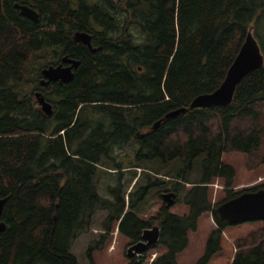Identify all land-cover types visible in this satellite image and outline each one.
Wrapping results in <instances>:
<instances>
[{"label":"trees","instance_id":"16d2710c","mask_svg":"<svg viewBox=\"0 0 264 264\" xmlns=\"http://www.w3.org/2000/svg\"><path fill=\"white\" fill-rule=\"evenodd\" d=\"M16 2L35 9L39 22L22 16ZM250 29L264 41V0H0V198L7 197L0 264H78L72 243L98 211L105 212L98 243L115 227L131 244L144 228L159 226L158 242L128 264H182L176 255L211 212L216 228L196 264L208 263L230 226L217 206L264 187L235 191V169L221 159L238 151L247 170L264 166V61L236 86L230 104L165 115L219 87ZM76 31L88 33L96 51L73 41ZM63 55L80 61L71 81L42 86L40 72L29 81L35 62L42 69ZM36 91L51 103V115L40 110ZM132 143L135 160L124 166L118 151ZM199 155L201 178L188 187L174 180L166 190L188 212L171 213L162 200L153 217L140 216L133 200L140 164L177 159L183 173ZM105 168L129 172L126 188L118 181L107 197L98 192ZM216 180L225 189L213 201L209 184ZM233 245L229 264H264V222ZM158 248L164 250L149 260Z\"/></svg>","mask_w":264,"mask_h":264},{"label":"rangeland","instance_id":"374dc122","mask_svg":"<svg viewBox=\"0 0 264 264\" xmlns=\"http://www.w3.org/2000/svg\"><path fill=\"white\" fill-rule=\"evenodd\" d=\"M254 37L256 38L261 51L264 52V41L257 34H254ZM42 64L43 62H35L32 67L30 66L27 76L29 81H32L35 72H40ZM27 90L29 91V88ZM136 146V143H132L124 150L118 151V158L123 162L124 166L128 162L135 160L132 149ZM202 157V155L197 156L192 163V168L183 173V164L177 159L165 163H162L157 159L141 163L140 167H142L141 169H143V172H141V169L137 170L138 176L139 174H141V176L133 187V200H136L139 203L138 212L140 216L148 219L156 214L162 202L161 194L166 192L174 180H178L186 187L193 182L198 181L202 174ZM221 159L224 163L232 165L235 169V186L233 187L235 191L264 184V166H259L253 170H247L245 167L244 153L238 151L224 152ZM105 170H108L109 173H102V171H104L103 169L98 170L99 174L102 175L98 184V192L101 196H109L108 187L116 184L118 181L122 184V188H126L125 182L126 177L129 176V172L125 168L120 169L123 171L121 174H119L117 169L112 170V168H105ZM179 173H182V177L180 179L175 178ZM147 174L151 175L152 179H158V182L148 185L146 179ZM142 187H145V192L140 191L139 193V189ZM209 189L212 200L217 201L223 196L225 186L220 180H216L209 184ZM141 193L142 195L140 197L139 194ZM142 197L143 199H141ZM169 211L174 214L183 215L188 212V206L183 202H176L170 206ZM104 217L105 212L98 211L92 220L89 230L80 234L73 241L70 251L76 257L78 264H90V257L93 259L94 264L129 263V257L126 253L130 244L129 239L118 233L116 227L109 234L107 240L98 243L101 235L105 231L102 226ZM208 222L215 225L211 217V212H205L199 217L196 230L189 232L188 246L176 255L177 263H197L198 259L204 253L205 242L209 233ZM262 223L263 221L261 220H254L227 226L222 233L220 250L214 254L206 264H229L234 251L233 239L238 236H244L248 231L261 226ZM163 250V248H158L156 251L149 253V260H152L155 255L161 253Z\"/></svg>","mask_w":264,"mask_h":264},{"label":"water","instance_id":"95a60500","mask_svg":"<svg viewBox=\"0 0 264 264\" xmlns=\"http://www.w3.org/2000/svg\"><path fill=\"white\" fill-rule=\"evenodd\" d=\"M14 7L19 10V13L22 16L26 17L33 23L37 24L39 22V14L32 7L17 2L14 3ZM72 39L76 43L86 45L92 52L96 51V48L91 45V37L88 33L76 31L73 33ZM98 49H100V47ZM263 61L264 54L250 29L247 32L238 53L228 67L219 87L210 93L197 95L192 99L188 107L169 111L165 115V118L176 117L178 114L185 112L187 108L225 106L230 104L236 86L251 71L261 68L263 66ZM79 64V60L71 58L68 55H63L58 64H49L41 69L40 85L45 86L54 81L68 83L73 78V70L76 69ZM34 97L40 110L45 115H51L52 105L45 100L42 93L36 91ZM160 122V120H157L153 124V128H156ZM6 200L7 197L0 198V232L4 231L6 227L5 222L1 219ZM162 200L167 207L171 206L175 200V193L173 191L162 193ZM125 210L122 213L121 218L125 214ZM216 212L220 220L226 221L230 225L254 220H261L264 222V187L256 191L242 192L237 196L220 203L216 208ZM159 232L160 230L157 224H154L149 228H144L140 236L141 239L129 245L127 248V256L129 258L139 256L150 249L158 242Z\"/></svg>","mask_w":264,"mask_h":264},{"label":"crops","instance_id":"0c3cea01","mask_svg":"<svg viewBox=\"0 0 264 264\" xmlns=\"http://www.w3.org/2000/svg\"><path fill=\"white\" fill-rule=\"evenodd\" d=\"M209 223V222H208ZM216 228V226L214 225V224H212V223H209V229H208V231L210 232L212 229H215Z\"/></svg>","mask_w":264,"mask_h":264},{"label":"flooded vegetation","instance_id":"af4514ba","mask_svg":"<svg viewBox=\"0 0 264 264\" xmlns=\"http://www.w3.org/2000/svg\"><path fill=\"white\" fill-rule=\"evenodd\" d=\"M59 62H60V61H59ZM140 239H141V237H140ZM140 239H139V240H140ZM139 240H138V241H139ZM136 242H137V241H136ZM131 244H133V243H131ZM131 244H129V245H131Z\"/></svg>","mask_w":264,"mask_h":264}]
</instances>
